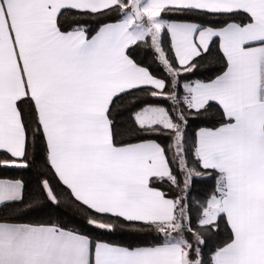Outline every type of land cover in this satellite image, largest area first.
<instances>
[{"label":"snow or ice","instance_id":"1","mask_svg":"<svg viewBox=\"0 0 264 264\" xmlns=\"http://www.w3.org/2000/svg\"><path fill=\"white\" fill-rule=\"evenodd\" d=\"M0 264H264V0H0Z\"/></svg>","mask_w":264,"mask_h":264}]
</instances>
